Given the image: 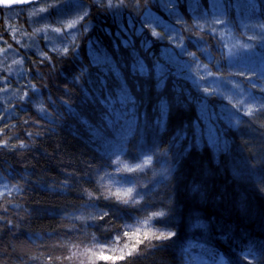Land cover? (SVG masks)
I'll return each mask as SVG.
<instances>
[{
  "label": "trees",
  "instance_id": "1",
  "mask_svg": "<svg viewBox=\"0 0 264 264\" xmlns=\"http://www.w3.org/2000/svg\"><path fill=\"white\" fill-rule=\"evenodd\" d=\"M86 1L88 18L95 27L78 41L79 60L57 57L52 47L32 44L29 48L15 45L12 46L14 51H9L12 52L10 59L23 60L22 64L0 62V79L5 83V90L0 91L4 94L0 98V116L4 117L0 124H3L5 138H11L9 142L15 147L11 151L3 150L0 155V186L7 185L6 190L0 192L5 193L0 196V215L4 217L0 222L4 225L0 228V264H90L86 261L88 258L84 260L77 254L108 248L114 251L116 240L115 245L119 248L125 243L131 245V241L123 237L125 223L135 224L137 216L145 219L138 211L139 204L125 205L112 196L114 192L105 181L106 173H113L108 156L117 152L113 149L115 146L121 149V145L110 141L112 148L105 156L89 143V134L81 123V120L96 122L101 112L100 105L83 103V93L91 87V80L88 84L83 79L79 85L72 84L79 65L90 64L92 53L88 38L98 39L109 55L122 57L124 62L131 60L130 50L121 46L117 53L114 49V45L120 44V37L111 14ZM261 2L264 0H257V3ZM251 3L252 0H237L235 12L228 17L230 23L215 25L214 36L205 34L208 25L202 20L196 21L191 8L181 9L182 21L169 18L168 13L156 7L152 0L141 2L139 6L133 0H124V5L114 11L121 13L119 20L124 26L134 22L135 31L145 39L155 41L151 36L153 30L165 36L162 41L152 43L147 53L140 48L139 35L135 37L139 54L149 62L153 56L164 59L169 48L181 52L180 44L184 45L185 53L179 57L185 65L182 78H170L165 95L171 98L172 86L179 82L193 97H204L217 112L228 115L236 114L239 108L246 111L253 107L245 102L247 93L264 96L260 91V86L264 85V79H260L264 76V31L259 27L264 19L251 12ZM16 9L20 8L0 9V37L3 39H8L4 33V14ZM143 15L171 22L176 32L165 35L151 24H145L141 29ZM21 17L25 16L19 15ZM197 23L204 24V28L196 30ZM177 32H181L178 39ZM204 45H207V51H202ZM45 50L55 67L47 61L41 62L38 53ZM208 71L212 73L211 77L207 76ZM37 72L43 79L36 76ZM202 74L203 80L200 79ZM5 78H10V82ZM197 83L201 86L199 91ZM253 83L257 87H251ZM28 85L41 89L45 107L48 95H51L56 105L55 109L49 108V114L56 124L39 118L34 106L38 101L28 103V97L24 96L25 92L32 96ZM143 87L144 108L141 112L146 111L151 118L152 106L158 100L155 80L145 82ZM66 88L68 92H65ZM220 92H223V98L217 94ZM65 99L73 109L64 107L62 101ZM112 104L108 105L110 112ZM76 112L80 119L69 115ZM117 112L120 110L117 109L114 115ZM238 115L243 121L251 120L243 111ZM198 116L196 104L182 109L173 106L166 131L149 134L139 143L130 141L124 155L120 156V162L134 165L142 152L167 150V159L154 158V163L159 166L153 171L158 173L165 164L172 169L167 186L153 190L159 195L150 205L156 207L163 202L169 212L167 229L163 220L154 221L156 227L150 228L155 232L158 229L165 233L174 231L176 236L168 241H149L140 246L141 255L134 254L128 259H133L135 264H184V258L191 261L193 254H200L203 264H220L221 260L224 264H264V121L242 123L232 129L227 127L226 121H221L219 127L227 133L225 139L230 144L227 152L217 153L207 141L199 149L192 148L187 152H183V148L188 146V140L179 148L173 146L185 129L191 136V124ZM121 119L119 116L117 121ZM117 136L119 140L120 136ZM29 141V148H18L21 142L27 144ZM132 175L146 179L151 174L145 170ZM194 186H199L200 190L193 191ZM151 190L149 188L146 195ZM99 212L107 214L103 220ZM197 219L209 225L207 231L193 227ZM223 234H228L230 239H223ZM153 242L160 247L152 248ZM189 245H197V248L184 255L183 250ZM203 249L214 256H209ZM94 257V264H112V261ZM116 264H128V261H117Z\"/></svg>",
  "mask_w": 264,
  "mask_h": 264
},
{
  "label": "snow or ice",
  "instance_id": "2",
  "mask_svg": "<svg viewBox=\"0 0 264 264\" xmlns=\"http://www.w3.org/2000/svg\"><path fill=\"white\" fill-rule=\"evenodd\" d=\"M30 2L31 0H0V9L11 10L14 6L25 5ZM90 2L97 8H102L111 14L113 22L117 25L116 34L120 37V44L114 45V49L118 53L119 48L123 46L125 49L130 50L131 57L130 62H124L123 58L119 56L113 57L104 50L98 39L89 37L88 42L92 53L90 64L83 65L81 63L77 73L72 77L73 85H79L82 79L85 84H88L89 80L92 81L91 87L87 88L83 93V103L98 104L101 107V112L96 122L81 120L82 125L89 134V143L95 145L96 149H99L100 152H104L106 154L105 156H107V152L112 148V145L109 143L110 141H116L121 144L119 152L108 156L109 164H111V161L117 156L124 155L130 141L136 140L139 143L149 134L157 135L166 131L170 110L173 106L182 109L196 104L199 107L198 119L191 124V136L188 135L185 129L174 141L173 146L178 148L183 144V141H189L188 146L183 148V152L190 151L192 148L199 149L205 141H207L217 153L227 152L229 151L230 144L229 141L225 139L227 133L223 128L219 127L221 121H226L229 129L238 128L242 123L264 121V96H254L251 93H247L245 102L253 105V107H248L246 111L244 108H239L236 114L230 113L228 115H225L224 112H217L215 106L211 105L204 97H193L179 82L172 86L173 94L171 98H169L164 94L169 79L182 78V73L185 69V65L181 63L179 59V57L185 53L184 45L180 44L181 52H175L169 48L164 59L153 56L150 58L149 62L139 54L136 48L135 37L139 35L140 48L147 53L152 43H155V41H162L165 36L153 30L151 36L155 37V41H150V39H145L143 35L135 31L134 22H130L127 26H124L122 21L119 20L121 13L114 11V9L124 5V0H119L118 3L114 2V0H90ZM133 2L139 6L141 2L147 3L148 0H133ZM152 2L156 7L168 13L169 18L175 17L176 21L183 20L181 9L187 11L191 8L194 13V19L196 21L202 20L204 24L208 25L205 34L209 36H214L216 34L215 25L230 23L228 17L235 12L237 7V0H204L203 3L201 0H152ZM63 3L68 4L69 0H63ZM33 7L36 8L38 5L34 4ZM87 8L88 5L83 3V0H78V2L71 7L70 11H65L64 8L60 9L61 16L58 23H61L62 27H57L52 30L58 34V39L52 43V50L56 53L57 57H67L74 61L79 60L80 52L78 41L95 27V25L92 24V20L88 18L89 12ZM250 10L253 14L258 13L261 18L264 19V2L257 3V0H252ZM39 11L43 13L45 9L40 8ZM33 15L35 16L36 13L33 12ZM65 20L69 22L64 24L63 22ZM145 24H151L156 28H160L161 32H164L165 35L170 36L173 32H176L171 22L165 23L164 20L160 18L153 19L152 17L143 15L140 25L141 29H143ZM204 24L197 23L195 25L196 30H202ZM259 27L264 31V23L259 24ZM14 31L15 29H13V32ZM104 31L111 34L108 29H104ZM122 33H124V35H121ZM180 35L181 32H177L176 38L178 39ZM251 38L252 37H249V39ZM40 39L48 40V37L45 34L42 35ZM10 50L14 51L11 49V46L8 48H0L3 59L7 58V54ZM202 51H207V45L203 46ZM38 54L42 57V63L47 61L49 65L55 67V65L52 64V57L47 54V50L41 51ZM208 55L211 56V53L208 52ZM13 63L22 64L23 60H14ZM17 74L19 75V73ZM0 75H2V73H0ZM211 75L212 73L208 71L207 76L211 77ZM36 76L43 79V76L39 72L36 73ZM153 79L155 80L158 100L157 103L152 106L153 115L149 118L146 111L141 112V109L144 108L143 97L145 89L143 84ZM200 79H205V76L202 74ZM260 79H264V76H260ZM5 81L10 82V78H5ZM28 87L32 92V96L29 97L27 92L24 93V96L28 97L29 104H31L33 100L39 102L37 105H34L39 118L46 122L56 124V121L53 120L49 114V108L55 109L56 105L51 95H48L47 107H45L41 89L33 85H28ZM200 87L199 83H197L196 88L198 91ZM251 87L255 88L257 85L253 83ZM4 90L5 83L0 82V91ZM204 91L207 93V88H205ZM260 91L264 92V85L260 86ZM65 92H68L67 88ZM217 94L223 98V92ZM113 101H115V104H112ZM62 104L67 109H73L67 99L63 100ZM109 104H112L111 112L108 107ZM117 109L120 110V115L122 117L119 121H117L114 115ZM0 110H2V107H0ZM241 111H243L245 115L251 117V120L243 121L238 115ZM69 115L76 119H80L79 113ZM3 119L4 117L0 116V121ZM201 122H203V127L201 126ZM75 134L78 135V133ZM118 134L120 136L119 140H117ZM27 135L31 136L32 134L27 133ZM10 139L11 138H5L3 124H0V155H2L3 150H15V147L9 142ZM17 139H19V137H17ZM30 144L31 141L27 144L21 142L18 148L27 149ZM154 158L167 159V150L164 152H142L138 157V162H136L134 166L130 167L127 164L124 165L125 169L129 172L142 173L145 170H149V174L158 177V182L156 181V183L152 185L151 195L150 193L146 195L145 192L142 191V186L135 181H133L132 186L127 187L125 191L112 194V196L119 198L125 205L134 207L139 204L140 207L138 211L143 214L145 219L142 220L137 216L135 218V224L125 223L124 227L126 230L123 232V237L131 241V245L125 243L123 247L119 249V255H116L112 248L102 250L99 254L89 253L90 255L96 256L97 260L102 259L106 262L112 261V264H116L117 261L127 259L128 264H135L133 259L128 258L133 257L134 254L141 255L142 252L138 251L141 245H145L149 241L172 240L173 237L176 236L174 231H167L165 233V231H160L159 229L156 232L144 230L145 225L155 228L156 225L153 222L156 220L165 221L164 227L167 229L166 221L169 216V212L165 210L163 202L156 207H150L152 201L159 195L158 191L153 190L158 187H166L172 171L168 165L162 167L158 173L153 171L155 167L159 166L154 163ZM106 174L109 176L112 175V173ZM96 175L98 176L99 172H97ZM100 179L103 180V177ZM4 187L7 188V185ZM63 187H65V190H68L66 186ZM199 190V186L193 187V191L198 192ZM3 195H5V193H0V196ZM142 201L143 203H141ZM149 212H151V215H149ZM98 215L100 219L103 220L107 214L99 212ZM3 219L4 217L0 215V222H2ZM3 226V223H0V228ZM193 227L207 231L209 225L197 219ZM222 238L227 241L230 239V236L228 234H223ZM116 243L117 241H114L113 246H115ZM151 247L158 248L160 245L153 242ZM195 248H197V245H189L183 250L184 255H188L189 250ZM104 251H108L112 254L104 255ZM203 251L209 256H214V253L207 249H203ZM49 260L51 261V258H49ZM90 264H94V262L90 261Z\"/></svg>",
  "mask_w": 264,
  "mask_h": 264
},
{
  "label": "rangeland",
  "instance_id": "3",
  "mask_svg": "<svg viewBox=\"0 0 264 264\" xmlns=\"http://www.w3.org/2000/svg\"><path fill=\"white\" fill-rule=\"evenodd\" d=\"M84 1L87 2L86 0H83V3ZM77 2L78 0H69L68 4L63 3L62 1L61 3H48L47 5H40L36 8H34L32 5L24 9L20 8V9H16L12 11H6L4 14V22L6 25L4 33L8 36V39L4 38L5 39L4 40L3 38L0 37V48H3V47L8 48L9 46H11V49H12V46H15V45H19L23 48L25 47L29 48L30 45L32 44L33 45L38 44L41 47L51 49L52 43H54L58 39V34L52 30L57 27H62L61 23H58V21L60 20V16H61L60 9L64 8L65 11H70L71 7ZM40 8L45 9V11L41 13L39 11ZM33 12L36 13L35 16L33 15ZM19 15L20 16L24 15L25 17L19 18ZM68 22H69L68 20H65L63 23L66 24ZM13 29H15L14 32H13ZM45 34L47 35L48 40L40 39V37ZM36 48L39 49L38 46H36ZM11 53L12 52H9L7 54L6 59H3L2 58L3 54L0 53V62H4L5 60L9 62V64L13 62V60L10 59V57L12 58ZM0 68L2 69L1 65H0ZM0 82H3V80L0 79ZM3 96L4 94L0 92L1 99ZM115 116H116V119H118L119 116L121 115L120 113L117 112ZM115 148L117 149V152L120 151V149L117 148V146H115L113 149ZM111 163H112L113 173L111 176L107 175L106 176L107 178L105 179V181H106L107 186L114 193L125 191L126 188L129 186H132V182L135 181L142 186V191H144L146 194L149 191V188H152L150 187L151 184H154L158 179V177H154L153 175H150V177H147L146 179H144L143 177H137V176L132 175L134 172H129L124 167V165L126 164L129 165V163L125 161L120 162V156H117L115 159H113ZM161 165L162 164H160V166ZM129 166L132 167L134 165H129ZM165 166L163 165L162 167H165ZM5 190L6 188L3 185H1L0 192H3ZM144 230L155 232V230L151 229L149 225H145ZM116 241L118 242V240ZM120 248L115 245V249L113 252L118 254ZM102 250H106V249L98 250V252H95L92 250H85L84 252H80L77 255L80 256L84 260H85V257L88 258V260L86 261L90 263V261L93 262L96 259H94L95 258L94 255H90L89 253L99 254ZM109 254L111 253L108 251H104V255H109ZM193 255L194 256H193V259L191 258L192 259L191 261H188L186 258H184L185 260L184 264H203L200 261V260H203L202 255L200 254H197V255L193 254ZM83 263H86V262H83ZM220 264H224V260H221Z\"/></svg>",
  "mask_w": 264,
  "mask_h": 264
},
{
  "label": "water",
  "instance_id": "4",
  "mask_svg": "<svg viewBox=\"0 0 264 264\" xmlns=\"http://www.w3.org/2000/svg\"><path fill=\"white\" fill-rule=\"evenodd\" d=\"M40 1H48V0H31L30 3L25 4V5H17V6H14L13 9H14V8H24V7H28V6H31V5H33V4H35V3H38V2H40ZM50 1H51V0H50ZM4 10H8V9H4Z\"/></svg>",
  "mask_w": 264,
  "mask_h": 264
}]
</instances>
